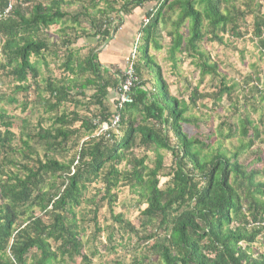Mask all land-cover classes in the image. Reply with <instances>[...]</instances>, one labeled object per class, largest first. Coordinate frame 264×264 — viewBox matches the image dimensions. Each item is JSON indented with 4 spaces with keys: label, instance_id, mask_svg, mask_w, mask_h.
<instances>
[{
    "label": "trees",
    "instance_id": "16d2710c",
    "mask_svg": "<svg viewBox=\"0 0 264 264\" xmlns=\"http://www.w3.org/2000/svg\"><path fill=\"white\" fill-rule=\"evenodd\" d=\"M9 2L10 13L0 18V101L21 94V101L14 97L9 105L17 104L22 112L41 105L48 117H38L36 132L26 119L21 121L22 142L13 146L16 118L0 107V264H92L93 255L82 252L76 224H93L99 235L97 211L105 203L112 215L113 191L124 187L137 196L134 208L145 205L137 223L142 237L122 215L117 217L123 232L142 242L143 255L132 264H264V253L252 251L264 231V184L258 182L264 177V140L254 143L248 134L252 124L244 119L237 135L249 141L239 142L230 154L188 136L183 126L195 119L185 114L207 98L216 110L222 91L208 96L190 86L184 101L171 97L150 54L160 52V28L176 11L167 33L171 69H177L176 55L185 53L195 62L198 84L205 77L223 83L217 61L202 46L228 48L233 40L247 39L264 60V0H0V14ZM74 2L80 4L74 11L63 10ZM145 4L152 5L145 14L149 20L146 25L141 20L132 45L138 84L130 104L117 108L115 101L111 110L107 97L111 91L117 95L121 71L104 69L97 48L107 45L122 20ZM249 16L251 24L245 19ZM186 21L185 42L179 30ZM53 27L58 42L48 35ZM84 38L97 41L80 58V47H75ZM46 59L56 75L43 79ZM143 71L153 82L142 77ZM115 116L116 128L100 132ZM232 129L228 125L226 139ZM79 138L85 140L79 144ZM245 151L250 156L242 161ZM150 152L156 154L152 170L145 165ZM160 152L169 155V166ZM166 166L170 179L159 185ZM91 185L99 186L98 193L82 198ZM79 205L91 208L87 221L76 220L73 207ZM120 258L113 264H121Z\"/></svg>",
    "mask_w": 264,
    "mask_h": 264
},
{
    "label": "rangeland",
    "instance_id": "374dc122",
    "mask_svg": "<svg viewBox=\"0 0 264 264\" xmlns=\"http://www.w3.org/2000/svg\"><path fill=\"white\" fill-rule=\"evenodd\" d=\"M64 1L70 3L73 0ZM83 1L87 3L89 0ZM18 4L21 5L20 2ZM101 5H103V3L99 4L98 8L102 7ZM79 6L80 4H78V2H74L73 6L69 9L68 7H62L63 10H69L72 12ZM21 7L24 6L21 5ZM148 7H152V5ZM254 12H257L256 8ZM176 15L177 12L175 11L174 16H172L170 19V23L168 22L165 26H161L160 28V52L155 53L150 50V54L153 57V62L160 70L161 79L168 87L169 95L179 101H184V98L187 97L186 89L190 86L193 88L198 87L199 92L204 93L205 95L208 94V96H213L214 93H218L219 90L222 91L218 94L216 99L217 105H219V107H216V110L215 107L210 106L211 103L209 98L199 102L195 110L189 109V112H187L185 116L192 118L194 117L195 124L183 126V131L188 136L196 137L202 143L210 145L213 150H216L220 146V149H222L227 154H230L238 148L239 142L242 141L243 143H246L249 141L248 139H244V137L237 135V130L239 129L241 123L240 120L244 119L252 124L251 128L248 130V134L253 136L254 143H260V141L264 140V97H257L254 89L264 93V84H261V78L264 77V60L260 58L257 49L254 47V45H251L249 42H247V39H236L233 40V42L230 41L231 46L228 48L204 43L202 46L203 50L210 54L211 60L217 61L220 73L223 75L224 82L221 83L219 78L211 80V77H205L202 84H198V70L195 66L194 60L189 58L187 54L182 53L176 55L177 69L175 71L171 69V64L169 61H167V52L170 44V39L167 37V33L172 30L171 22L176 20ZM142 17L143 15L140 16L141 19ZM140 18H136V24H132V27L135 28V32L138 30V27L136 26L140 25ZM245 19H247V24H251L253 17L249 16ZM125 23L126 22L124 18L122 20V25L118 28L115 34L116 36H120L124 33ZM128 25L126 24V29L131 30V27ZM189 25V21L188 23L186 21L185 25L180 27L179 30V32L183 35V40L185 42L188 39V29L186 27ZM82 28L88 30L86 24H84ZM57 33V27L50 28L48 35L51 37V41H59L60 35ZM136 35L134 36L135 38ZM116 36H114L113 42L115 41ZM123 37L125 40L121 39L122 43L127 39L125 34ZM96 41V38H84L80 40L77 43V46L75 45V48L80 47L79 50L81 51L79 53V57L84 58L87 51L96 46ZM226 43H228V41H226ZM99 48H97V51H99ZM46 61L48 62L49 66L47 69L48 74L46 71H44V69H41V77L43 79H45L47 75H53L52 73L56 75L52 61L49 59H46ZM146 72L147 71H143L142 77L145 80L150 79V81L153 82V77L151 75L149 77ZM252 79L256 80H253L252 82ZM188 83H191V85H188ZM148 85L147 88H149ZM223 86L226 87V89H230V92L227 93L224 91ZM181 94H183V96ZM14 97L19 101L22 99L21 94L18 96H13L12 99ZM29 97L30 101H33L34 96L30 94ZM11 100H6L3 97L0 101V107H3L5 110H7L9 115H13L16 118V123L14 121L12 127L14 138L9 144L17 146L21 145L22 142L21 130L18 126L21 121L26 119L28 121V127H32L33 131H35L37 121L39 120L38 117L40 116L42 119H46L48 116L43 114L41 105L39 108L38 105H28L26 110L22 112L21 107L17 104L9 105ZM32 108L34 112H31ZM199 119L200 121L197 122ZM228 125H233L232 130L234 131V134H232L231 138L226 139L225 136L227 134L226 131L228 129ZM45 126V124H42V127ZM253 128L257 129L256 133L253 132ZM115 133L117 134V137L120 138V132L115 131ZM80 139L81 138H79V140ZM84 140L85 139H81L79 144ZM262 148L264 147L262 146ZM161 154L164 155V163L168 165L170 161L169 155L166 153ZM71 155L72 154H68L67 158ZM155 155L156 154L153 152L148 153L150 160L145 161L146 167L150 170L153 169ZM249 156L250 152L245 151L240 154L239 159L246 161ZM64 160L67 161L69 158L65 159L64 157ZM168 166H166L162 171L163 178L160 179L159 185L166 183L168 179H170V177L165 176L170 171V167ZM258 182H264V177L258 179ZM55 184L59 185L60 181L57 180ZM98 187L91 185L84 192H82L81 197L84 199L95 197V195L98 193V189H100ZM113 193L116 195V200L112 205V215L109 214L107 205L105 203H103L101 208L97 211V224L98 228L101 230L99 235L94 234L95 226L93 224L87 225L88 222H78L76 224L78 231H80L79 237L80 241L82 242V252H85L87 256L93 255L92 264H113V262H115L114 258L116 257H121V264H132L133 258L139 259L143 255L141 247L142 242H140V239L134 237L128 232H123L121 229V226L123 225L118 223L117 217L122 215L124 220H127L135 226V229L139 232V237H142L144 233L138 230L137 223L141 218L139 213L145 208V205L140 206L139 209L134 208L137 201V196L131 194L129 189L126 187L116 189L113 191ZM99 197L100 196H97L95 201H98ZM90 209L91 208L86 206L84 207L82 205L73 207L74 214H76V220L80 221L82 218H86L87 221L91 217ZM109 236H111L110 241L108 240ZM113 247H115L117 251L111 253L110 251L113 249ZM121 249L124 252L121 251ZM95 250L97 253L93 254ZM252 251L254 255L264 253V231L260 236H258L256 242L252 245ZM76 263L77 260H74L73 264Z\"/></svg>",
    "mask_w": 264,
    "mask_h": 264
},
{
    "label": "crops",
    "instance_id": "0c3cea01",
    "mask_svg": "<svg viewBox=\"0 0 264 264\" xmlns=\"http://www.w3.org/2000/svg\"><path fill=\"white\" fill-rule=\"evenodd\" d=\"M150 4H145L142 8L136 9L133 11V13L130 16H127L125 18V26H124V33L122 35H118L115 37V41L113 42V39L107 44V45H101L98 52L99 62L103 66L104 69L114 71L116 69H119L122 71L124 68V59L128 56L132 49V45L134 42V36L137 32H135V28L132 27V24H136V18H140L141 15H143L142 19L145 17L146 12H148L152 7H148ZM148 8V9H146ZM140 18V20H142ZM141 23V21H140ZM126 24L131 27L130 29H126ZM136 27H139L137 25ZM126 35L127 39L126 41H123L121 39H124L123 35ZM129 38V40H128ZM125 40V39H124ZM103 47V48H102ZM102 49V50H101ZM117 95L115 91H111L108 94L107 101L108 104H110L111 107H113L115 101H116Z\"/></svg>",
    "mask_w": 264,
    "mask_h": 264
},
{
    "label": "built area",
    "instance_id": "2783aa9c",
    "mask_svg": "<svg viewBox=\"0 0 264 264\" xmlns=\"http://www.w3.org/2000/svg\"><path fill=\"white\" fill-rule=\"evenodd\" d=\"M11 6H12V3L9 2L4 12L0 14V18L5 17L10 13ZM148 20L149 19L147 17H144L142 19L143 25H146L148 23ZM137 38L138 36H136V39ZM134 53H135V47H132L129 55L124 59L125 67L121 71V77L119 80L120 82L116 90L117 91V98H116L117 108H121L125 104H130L132 102V99L130 98L131 96L130 94H131V91L138 84V79L135 76V73L133 70ZM118 122H119V118L118 116H115L110 122V125H106V124L101 125L100 132L106 131L110 128L115 129Z\"/></svg>",
    "mask_w": 264,
    "mask_h": 264
},
{
    "label": "clouds",
    "instance_id": "9594fccd",
    "mask_svg": "<svg viewBox=\"0 0 264 264\" xmlns=\"http://www.w3.org/2000/svg\"><path fill=\"white\" fill-rule=\"evenodd\" d=\"M260 183H263L264 184V182H260Z\"/></svg>",
    "mask_w": 264,
    "mask_h": 264
}]
</instances>
